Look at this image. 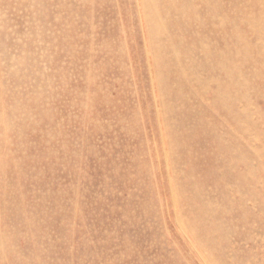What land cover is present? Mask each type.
I'll list each match as a JSON object with an SVG mask.
<instances>
[{
	"label": "rangeland",
	"instance_id": "rangeland-1",
	"mask_svg": "<svg viewBox=\"0 0 264 264\" xmlns=\"http://www.w3.org/2000/svg\"><path fill=\"white\" fill-rule=\"evenodd\" d=\"M0 264H264V0H0Z\"/></svg>",
	"mask_w": 264,
	"mask_h": 264
},
{
	"label": "bare ground",
	"instance_id": "bare-ground-1",
	"mask_svg": "<svg viewBox=\"0 0 264 264\" xmlns=\"http://www.w3.org/2000/svg\"><path fill=\"white\" fill-rule=\"evenodd\" d=\"M28 15V14H27Z\"/></svg>",
	"mask_w": 264,
	"mask_h": 264
}]
</instances>
